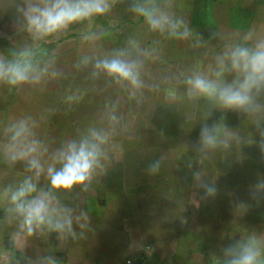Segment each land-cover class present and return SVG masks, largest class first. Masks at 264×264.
<instances>
[{"label": "crops", "instance_id": "0c3cea01", "mask_svg": "<svg viewBox=\"0 0 264 264\" xmlns=\"http://www.w3.org/2000/svg\"><path fill=\"white\" fill-rule=\"evenodd\" d=\"M109 3L104 15L36 39L21 11L26 0H0V60L27 51L46 70L39 83L0 81V264H221L230 244L250 236L264 243V192L251 193L264 180L255 124L264 126V108L256 116L223 109L190 98L185 84L196 70L215 79L224 52L264 40V0H154L188 25L186 40L152 31L132 10L137 0ZM122 51L141 61L139 89L94 67ZM256 102L264 106V91ZM22 119L46 149L45 167L91 130L108 135L87 189L53 194L57 213L71 209L74 236L47 227L29 235L2 195L28 176L38 191L50 187L46 174L37 180L26 162L5 157L10 128ZM217 123L228 147L202 152L201 128ZM156 160L159 170L148 172ZM202 184L217 194L206 197Z\"/></svg>", "mask_w": 264, "mask_h": 264}, {"label": "clouds", "instance_id": "9594fccd", "mask_svg": "<svg viewBox=\"0 0 264 264\" xmlns=\"http://www.w3.org/2000/svg\"><path fill=\"white\" fill-rule=\"evenodd\" d=\"M109 0H26L21 10L26 27L36 39H43L67 29L70 25L91 20L95 16L106 14L110 10ZM132 10L141 16L152 31L168 32L176 39L186 40L191 29L182 19H173L160 10L154 0H137ZM250 37L245 36L244 40ZM87 64L89 61H82ZM94 67L103 71L117 82L128 84L133 89L142 87L140 78L141 61L128 58L127 53L119 52L111 58L97 60ZM44 69L32 62L30 52H22L18 57L5 62L0 60V81L10 86L23 83H39ZM226 72L236 73L231 83L224 82ZM215 79L196 70L185 80L187 94L192 99L204 98L223 109L234 110L249 116H256L264 106L257 104L256 96L264 91V40L254 47L237 45L230 48L218 59ZM112 117V120H115ZM255 124L260 136L256 141L264 154V126L259 119ZM31 128L26 119L14 123L10 128L9 141L5 147V157L11 163L24 161L28 170L38 180L46 174L49 189L38 191L32 176L26 177L18 187L6 188L3 197L13 205V211L19 215L21 228L32 235L36 229L47 227L62 234L75 235L72 229L71 209L63 208L57 213L53 207V194L69 192L76 187L86 190L97 169L102 167L103 145L108 143L107 133L91 130L79 141H72L62 149L53 162L45 165L41 156L46 151L38 141L30 140ZM200 150L207 151L223 145L228 147L226 129L221 123L205 125L199 134ZM160 161L148 166V172L156 173ZM204 187L206 197H214L217 189L210 185ZM264 192V180L252 186L255 199ZM57 213V214H54ZM51 264H55L54 261ZM221 264H264V243L256 236L245 241H237L223 250Z\"/></svg>", "mask_w": 264, "mask_h": 264}, {"label": "built area", "instance_id": "2783aa9c", "mask_svg": "<svg viewBox=\"0 0 264 264\" xmlns=\"http://www.w3.org/2000/svg\"><path fill=\"white\" fill-rule=\"evenodd\" d=\"M147 250L150 251L151 248H150V247H147ZM146 262H147V259H146V260H143V261H142V264H146Z\"/></svg>", "mask_w": 264, "mask_h": 264}]
</instances>
